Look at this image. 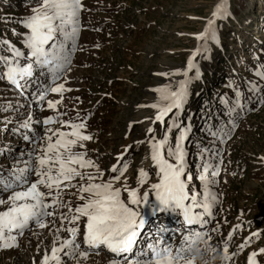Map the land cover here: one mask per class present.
<instances>
[{
  "label": "rangeland",
  "instance_id": "1",
  "mask_svg": "<svg viewBox=\"0 0 264 264\" xmlns=\"http://www.w3.org/2000/svg\"><path fill=\"white\" fill-rule=\"evenodd\" d=\"M218 2L82 0V27L77 37V49L71 55L70 70L56 81L64 83V87L71 91L64 92L62 99L49 92L44 110H41L40 103L33 99L32 94L55 85L39 70L32 82L24 86V94H31L25 102L0 79V102H3L0 108V167L5 168H0V173L7 176L11 167L23 168V162L33 148V144L23 138L26 132L18 136L25 121L19 125L15 121L29 118V115L32 121L56 116V112L46 108V102L61 100L58 112L64 115L59 119L75 121L77 115L81 118L87 116L86 132L92 137V140L84 142L87 158L100 169H107L115 161L114 155L128 147L125 153L128 186L137 187L139 170L144 169L148 176L139 188L141 194L149 190L150 184L157 182L158 178L147 140L153 134L161 138L167 131L166 122L172 114L165 117L164 125L151 122L148 128L152 127L154 133H147L142 124L149 121L146 118L156 111L147 105L159 99L153 89L162 88L164 84L171 86L173 81L184 78L172 73L187 65L193 49L204 45L203 40L195 42L194 37L204 30ZM36 3L37 0H0V41L8 40L24 50L21 41L26 29L20 21L31 14ZM227 3L230 15L215 21L218 43L209 40L208 51L193 57L201 78L190 84L189 95L177 121L192 127L187 133L190 140L184 143L187 153L185 179L189 188L197 192L202 188L200 173L203 159L220 165L213 188L218 202L214 206L213 218L205 225L211 239L205 237L208 243L200 241L196 245L200 251L193 249L195 264H246L250 252L264 248V91L259 90L264 89V80L256 75L257 71H264V0H227ZM6 47L0 43V58L6 54L10 56ZM170 64H174L173 68L169 67ZM161 73H167V78L164 79L165 75ZM194 74L195 69L189 76ZM252 85L257 86L256 92L251 91ZM237 90L241 93L242 103L249 97L251 101L236 120L234 130L221 143L212 136L210 129L227 120L226 105L221 103L220 97L230 104ZM130 122L133 123L128 127ZM51 127L55 129L60 125ZM33 128L42 140V123ZM6 130L9 135H6ZM177 134L176 129L169 133L171 143L174 144ZM35 147L38 148L39 143ZM74 151L82 149L77 147ZM32 166L35 167L34 159ZM210 172L211 169L207 175L210 176ZM31 179L34 180L35 176ZM103 179L107 180L108 175ZM73 183L79 184L80 181L77 179ZM4 196L6 198L7 193ZM126 197L127 194L122 192V198ZM62 199L73 208L82 203L77 199L76 189H64ZM63 212H67V207L57 210L56 227L60 226L59 213ZM181 219L178 212L170 211L149 216L135 254L146 246L147 234L161 228L166 229L161 233L166 240L179 244L184 228ZM50 220L46 218V222ZM237 224L241 225L238 229L234 227ZM193 227L198 229V226ZM49 228L51 223L45 229L32 225L31 230L17 236L14 247L0 248V264H40L44 255L51 254L55 229L50 232ZM230 231L233 235L229 239L227 234ZM252 232L259 233V238L251 237V243L238 251V246ZM61 237L67 238V233L62 232ZM77 241L83 248L82 236H78ZM225 242L228 244L229 261L223 260ZM209 244L216 251H210ZM109 258L106 250L99 251V254L93 250L80 264H108ZM256 259L257 264H264V254ZM62 260L65 264H76L67 257L62 256Z\"/></svg>",
  "mask_w": 264,
  "mask_h": 264
},
{
  "label": "snow or ice",
  "instance_id": "2",
  "mask_svg": "<svg viewBox=\"0 0 264 264\" xmlns=\"http://www.w3.org/2000/svg\"><path fill=\"white\" fill-rule=\"evenodd\" d=\"M82 9V0H37L36 5L31 8V14L20 21L26 29L21 41L24 50L8 40L0 41L10 53V56L0 58V64L4 66L0 79L6 80L21 95L24 84L32 82L37 70L55 85L43 87L38 93L32 94L33 99L40 103L41 110H44L49 92L58 94L62 99L64 92L71 91L64 87V83L56 81L61 80L65 71L70 70L71 55L77 49V37L82 27ZM229 15L227 0H219L204 30L195 36L197 41L203 40L204 45H198L193 51L183 72L172 73L184 78L178 81L174 90L169 85L153 89L159 99L156 103L147 105L156 110L152 122L164 125L165 117H169L170 113L172 115L166 122L167 131L162 133L161 138H156L153 134L147 140L150 159L158 179L142 194L139 186L145 183L148 173L140 169L137 187L128 186L125 176L128 168L125 153L128 152V147L116 155L115 162L109 168L100 169L92 159L87 158L84 142L92 140L91 135L86 132L87 116L81 118L77 115L75 121L61 120L59 117L64 115L58 112L61 100H47L46 108L57 115L35 121L44 126L43 139L40 140L39 134L35 132L32 136L25 135L23 138L33 144L28 159L23 162L25 166L13 167L8 170L7 176L0 173V248L14 247L17 236L23 235L25 230H31L32 225L45 229L51 223L49 231L55 229L52 233L51 254L44 255L40 264H65L62 256L80 264L81 260L88 259L93 250L96 254L106 250V255L110 256L108 264H195L193 249L200 251L196 245L200 241L208 243L205 237L211 239L205 225L213 218L214 206L218 202L213 188L220 165L210 164L203 159L202 153V188L200 192L189 188L185 179L187 153L184 143L190 128L177 121L189 95L190 84L201 78L193 57L208 51L209 40L218 43L215 21L224 20ZM193 69L195 74L189 76ZM256 75L264 80V71H257ZM257 90V86L252 85L251 91ZM76 99L79 100V97ZM220 100L226 105L227 120L223 124L214 125L210 131L213 137L223 143L234 130L236 120L244 112L251 97L242 103L241 93L237 90L230 104L224 97H220ZM31 123L33 121L29 115V119L21 127L33 131ZM54 124H59L60 127L54 129L51 127ZM173 129L178 133L174 144L169 138ZM147 133H154V129L149 127ZM37 143L38 148L35 147ZM77 147L82 151H74ZM33 159L35 167L32 166ZM87 169L92 171H82ZM210 169L209 176L207 174ZM106 174L108 179L104 180ZM33 175L34 180L31 179ZM77 179L80 183H73ZM64 189H76L77 199L82 203L73 208L63 201ZM122 192L127 194L126 199L122 198ZM61 207H67V212L59 213L60 226L56 227L57 210ZM169 211L178 212L182 217L184 228L179 244L166 240L161 235L166 229L161 228L155 233L149 232L145 240L146 246L135 254L136 246L144 235L146 216ZM46 218L51 220L46 222ZM193 226H198L199 230ZM234 227L238 229L241 225ZM62 232L67 233V238L61 237ZM227 235L230 239L232 231ZM259 235L257 232L251 233V237L259 238ZM78 236H82L83 248L77 241ZM251 237L245 238L238 246V251L251 243ZM209 249L216 251L210 244ZM223 251V260L229 261L227 242L224 243ZM260 254H264V248L250 252L247 264H257L256 258Z\"/></svg>",
  "mask_w": 264,
  "mask_h": 264
},
{
  "label": "bare ground",
  "instance_id": "3",
  "mask_svg": "<svg viewBox=\"0 0 264 264\" xmlns=\"http://www.w3.org/2000/svg\"><path fill=\"white\" fill-rule=\"evenodd\" d=\"M194 40H195V42H198L196 39H195V37H194ZM196 49H193L191 52H190V54H189V56L191 57L192 56V53H193V51H195ZM3 56H4V54H3ZM6 56H7V54H6ZM188 56V57H189ZM204 56L207 58V55H206V53L204 54ZM208 60H209V58H208ZM173 65L174 64H170L169 65V67L170 68H173ZM187 67V65L186 66H184V67H182L181 69H180V71L181 72H183V70L185 69ZM4 69H2L1 71H3ZM164 79H166L167 77L166 76H164L163 77ZM181 78V77H180ZM178 79V81H180L181 79ZM178 81H173L172 82V85H171V88L174 90L175 89V87L177 86V83H178ZM176 83V84H175ZM175 84V85H174ZM165 85H168V84H164L162 87H164ZM26 86V85H25ZM34 86V85H33ZM156 89V88H155ZM153 92H155V91H153ZM15 94V93H14ZM157 93L155 92V96H158V95H156ZM16 95V94H15ZM31 96V94H29V97ZM21 100H24V102L26 101V98H24V97H22V99ZM20 100V101H21ZM19 101V100H18ZM20 103V102H19ZM23 103V102H22ZM2 104H3V102H0V108L1 107H3L2 106ZM25 104V103H24ZM39 105V104H38ZM135 105V104H134ZM10 107H11V105H10ZM26 108V107H25ZM27 110V109H26ZM37 110V109H36ZM29 111V110H28ZM34 111V110H33ZM26 113H29V112H26ZM35 113V112H34ZM154 115H155V113L152 115V116H149V117H147L146 119H148L149 121H147L146 123H144V124H142V125H144V128L146 127V130H147V128H148V126H149V124L153 121V119H154ZM141 117H143V115H141ZM32 118V117H31ZM24 119H26V118H23V119H19V120H17V121H15L16 122V124L17 125H19L21 122H22V120H24ZM25 121V120H24ZM135 122V121H134ZM131 123H133V122H130V124H129V126L128 127H131L130 125H131ZM127 127V128H128ZM12 129V128H11ZM143 129V128H142ZM6 132H7V130H6ZM6 135H9V132H7V134ZM13 135V134H12ZM7 137V136H6ZM149 151H150V149H148ZM1 154V153H0ZM2 155V154H1ZM5 157L7 156V154L6 155H4ZM1 157V156H0ZM116 157V155H114V158ZM115 162V161H114ZM113 162V163H114ZM111 166V165H110ZM109 166V167H110ZM1 168V167H0ZM108 168V167H107ZM247 264V263H246Z\"/></svg>",
  "mask_w": 264,
  "mask_h": 264
}]
</instances>
